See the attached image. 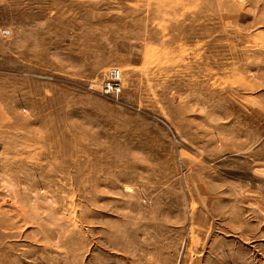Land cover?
<instances>
[{
	"label": "rangeland",
	"instance_id": "obj_1",
	"mask_svg": "<svg viewBox=\"0 0 264 264\" xmlns=\"http://www.w3.org/2000/svg\"><path fill=\"white\" fill-rule=\"evenodd\" d=\"M0 264H264V0H0Z\"/></svg>",
	"mask_w": 264,
	"mask_h": 264
},
{
	"label": "built area",
	"instance_id": "obj_2",
	"mask_svg": "<svg viewBox=\"0 0 264 264\" xmlns=\"http://www.w3.org/2000/svg\"><path fill=\"white\" fill-rule=\"evenodd\" d=\"M100 89L104 93L112 94L115 97L119 95L122 89V73L117 65H110L106 75L100 84Z\"/></svg>",
	"mask_w": 264,
	"mask_h": 264
}]
</instances>
